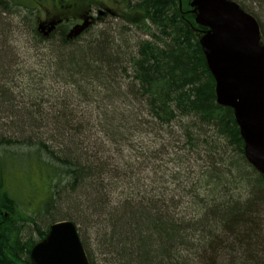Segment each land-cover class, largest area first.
<instances>
[{"label":"trees","instance_id":"obj_1","mask_svg":"<svg viewBox=\"0 0 264 264\" xmlns=\"http://www.w3.org/2000/svg\"><path fill=\"white\" fill-rule=\"evenodd\" d=\"M35 1L0 0V264H33L32 247L60 220L93 230L95 239L78 228L90 264L89 240L105 264H211L209 253L259 249L264 175L246 158L233 110L216 101L189 0H115L127 27L150 33L132 52L112 38L75 37L83 8L75 3L54 31L32 19L45 45L43 77L70 92L54 100L43 93L41 111L27 112L6 86L17 70L3 47L22 29L9 16L16 7L38 11ZM170 158L171 175L163 164ZM167 179L178 192L185 183L205 194L199 215H181L178 195L168 203L175 196L160 188ZM48 214L43 230L37 217ZM29 226L38 240L27 237Z\"/></svg>","mask_w":264,"mask_h":264},{"label":"water","instance_id":"obj_2","mask_svg":"<svg viewBox=\"0 0 264 264\" xmlns=\"http://www.w3.org/2000/svg\"><path fill=\"white\" fill-rule=\"evenodd\" d=\"M216 101L234 112L248 162L264 175V44L257 20L233 0H191ZM84 28L74 32L77 37ZM33 264H90L72 221L53 223L30 251Z\"/></svg>","mask_w":264,"mask_h":264},{"label":"rangeland","instance_id":"obj_3","mask_svg":"<svg viewBox=\"0 0 264 264\" xmlns=\"http://www.w3.org/2000/svg\"><path fill=\"white\" fill-rule=\"evenodd\" d=\"M51 1L53 4H55L59 9L64 8L67 9L66 6L69 4H77V8H82L81 14H85V12L88 9H92L94 13V16L97 17L96 14L97 9H101L106 12L105 16H102L101 19L98 22H95L93 26H89L84 33L82 32V35L80 36V39H86V38H95V36H100L101 38L109 41L112 38L117 42V44L123 48L124 51L132 52V49H136L137 43L147 40V34L145 33L144 36H141L138 34V30H141L137 27H127V24L122 20V17L120 18L119 15H124V13L121 11V7L119 3H113V0H46L44 5L40 6L41 1H35L33 3L32 8H36L38 6V11L35 9L34 11L26 10L24 7L28 4V0H18L20 4H22L24 7H16L13 11V14L10 15V19L14 20V23L19 26L20 29L17 33L15 31L12 33L13 37H11L8 41L6 46L3 47V49H12L14 51V56H12V60H15V70H17V78L15 80H11L10 85H6L8 90L11 94L15 93L16 95L20 96V99L18 96H15V100H18L17 102H20L19 105L21 108H25L27 110H33L39 108L41 111V94H46L45 100L48 99L49 95H53L54 98L57 97H63L67 94V91L70 92L68 89L69 86L63 85L61 83L53 82L51 79H46L43 77V72H46L47 67L46 62V56L45 51L42 49L44 44H41V37L36 36L31 30H30V24L31 20L39 21V16L43 17L45 15L46 9L44 6L49 8V10L53 11V5L47 3ZM237 2L247 13L252 15L257 22L262 24L264 28V0H233ZM181 2V0H180ZM107 7H112V13L107 12ZM29 13V14H28ZM28 14L29 16H27ZM22 21L23 26L22 27ZM39 22L37 24H39ZM68 23V22H67ZM114 24H117L126 28L132 30L130 33L125 32L124 35H119L116 31L117 29L114 28ZM15 26V25H14ZM38 26V25H37ZM16 28V27H15ZM143 29V28H142ZM30 30V31H29ZM261 30V28H260ZM43 34L44 32H40ZM104 33V35H102ZM129 45V46H127ZM11 50V51H12ZM48 56V55H47ZM48 58V57H47ZM44 79V80H43ZM128 78H124V80H127ZM14 94V95H15ZM22 102V103H21ZM50 103H52L50 101ZM32 106H29V105ZM73 105V104H72ZM72 108H75L72 106ZM86 109V108H92L96 109L95 105H84L82 104L81 107H78V109ZM17 109L19 107L17 106ZM28 112V111H27ZM96 112L98 110L96 109ZM86 116V114H84ZM172 158L168 159L165 162H163L164 166L167 168V174L171 175L172 171L170 168H173L171 165ZM182 202L178 201V207L177 210L183 208ZM60 206H62L63 209H66L65 203H61ZM66 211V210H65ZM45 215H38V226L41 229H45L47 225H49L50 222L41 221L42 217H49ZM50 218V217H49ZM263 219H264V212H263ZM83 225V226H82ZM80 224L78 228H81L82 234L84 233L85 236L87 234V237L95 239L93 233V230L90 227H87V225ZM30 231L27 233V237H33L34 239L38 240L37 232L35 230V227L29 226ZM32 230V231H31ZM40 241V240H39ZM89 247L91 250V253L93 255V259H96L97 261H94L96 264H105L101 262L98 259V253H94L96 250V245L92 240H89ZM38 242V241H37ZM228 254H226L223 257H220L219 260L215 264H264V227H263V239L259 243V249L254 251L252 254H249L245 251L235 252V251H226ZM100 258V257H99ZM207 264V263H206Z\"/></svg>","mask_w":264,"mask_h":264},{"label":"bare ground","instance_id":"obj_4","mask_svg":"<svg viewBox=\"0 0 264 264\" xmlns=\"http://www.w3.org/2000/svg\"><path fill=\"white\" fill-rule=\"evenodd\" d=\"M258 24H259V22H258ZM260 26V25H259ZM114 28L115 29H117L116 31L118 32V34H121V35H124L125 34V32H128V33H130L132 30H130V29H126V28H124V27H122V26H120V25H118L117 26V24H114ZM145 32V30L143 31V30H138V34L140 35V37L141 36H144V33ZM150 34V33H149ZM149 34H147L146 36L148 37L147 38V40H149V38H150V35ZM102 35H104V33L102 34ZM98 37V36H97ZM95 38H96V36H95ZM11 55H13L14 54V51L12 50L11 52ZM52 73V72H51ZM48 75H50V72H49V74ZM4 135V134H3ZM5 136V135H4ZM11 137V138H10ZM1 138V137H0ZM4 139L3 140H5V139H13V136H10V135H6L5 137H3ZM2 139H0V141H1ZM13 142V141H12ZM5 142H1V144H4ZM25 150H27V149H25ZM22 151L24 152V148H22ZM32 152H34V150H31ZM15 152V151H14ZM11 156H12V154L10 153V154H8L7 156H6V158H4V160H2V163H7V161L11 158ZM172 180V179H171ZM169 181L168 179L167 180H165L166 182H165V184H164V186L162 187H160V188H162L161 189V191L163 190V191H166V192H168L169 193V195L170 196H172V195H174L175 197H173V198H168V203H173V202H175L176 201V196L178 195V197L179 198H181V201L183 202V204H184V206H183V208H182V210H181V212H180V214L181 215H184V216H187V217H189V215L191 214L192 216L193 215H199V213L200 212H198L197 210H199V207H198V205H201L202 204V201H201V197H204L205 198V194L202 192V193H193V192H190V188H191V186L190 185H187V184H185L184 183V185L186 186V189H182V191L181 192H178V187H179V184H178V186L176 185V184H174V182L173 181ZM181 185H182V183H180ZM144 185V181L142 182V186ZM183 185V187L185 188V186ZM158 188V187H157ZM143 189H146V190H151L152 192H154L153 191V188L150 186V184L149 183H146L144 186H143ZM151 191H149V192H151ZM172 192H174V194L172 193ZM158 195V194H157ZM233 196V195H232ZM207 202L206 203H209L208 202V200H206ZM209 206L211 207V206H213V204L212 203H209ZM197 211V212H196ZM60 221H70V220H60ZM35 230H36V228H35ZM37 232V231H36ZM226 247H227V249L228 248H230L231 247V244H230V242H227L226 243ZM237 252V251H236ZM238 252H240V250L238 251ZM224 253H226V250H223V251H220V252H218L217 253V255H213V254H211V253H209V254H207L208 256H207V259H209V261H211L210 263L211 264H215L218 260H219V258L220 257H223V256H225L226 254H224ZM195 257V256H194ZM201 261V260H200ZM196 264H197V262H196Z\"/></svg>","mask_w":264,"mask_h":264},{"label":"flooded vegetation","instance_id":"obj_5","mask_svg":"<svg viewBox=\"0 0 264 264\" xmlns=\"http://www.w3.org/2000/svg\"><path fill=\"white\" fill-rule=\"evenodd\" d=\"M118 1L117 3H119L120 7H122V2ZM113 3H116L115 0H113ZM49 4L53 5V11L51 10L46 12L45 15L43 17L39 16V20H42V23L46 25V30H48V28L52 29L53 31L55 30V27L57 26L58 23H61L63 19H60V14L62 9H59L56 5H54L51 1H49ZM112 7H107V12L108 13H112ZM94 13L92 9H88L85 14L78 16L77 18V22L76 25L74 27H77L79 30L84 28L81 32L84 33V31L90 26H93V24L95 22H98L102 16L106 15V12L101 10V9H97L96 14L98 15L97 17L94 16ZM58 20V22H56ZM43 30H45V28H43ZM51 30V31H52ZM50 31V32H51ZM82 34V33H81Z\"/></svg>","mask_w":264,"mask_h":264}]
</instances>
